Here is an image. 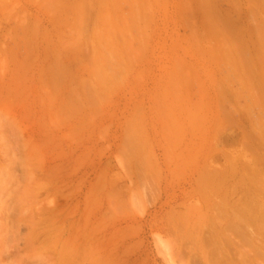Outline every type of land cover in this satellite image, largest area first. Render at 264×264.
I'll list each match as a JSON object with an SVG mask.
<instances>
[{
	"label": "rangeland",
	"instance_id": "obj_1",
	"mask_svg": "<svg viewBox=\"0 0 264 264\" xmlns=\"http://www.w3.org/2000/svg\"><path fill=\"white\" fill-rule=\"evenodd\" d=\"M0 264H264V0H0Z\"/></svg>",
	"mask_w": 264,
	"mask_h": 264
},
{
	"label": "bare ground",
	"instance_id": "obj_2",
	"mask_svg": "<svg viewBox=\"0 0 264 264\" xmlns=\"http://www.w3.org/2000/svg\"><path fill=\"white\" fill-rule=\"evenodd\" d=\"M201 198H202V197H201ZM239 201H240V200H239ZM217 204H218V203H217ZM218 206H219V205H218ZM221 211H222V210H221ZM227 214H228V213H227ZM242 214H244V213H242ZM242 214H240V215H242ZM242 216H243V215H242ZM242 216H240V217L242 218ZM245 216H246V215H245ZM245 216L243 217L244 220L246 219ZM225 218H227V217H225ZM243 218H242V220H243ZM231 219H232V218H231ZM234 219H235V218H234ZM248 219H250V218L248 217ZM248 219H246V220H248ZM253 219H254V218H253ZM253 219H251V220H253ZM255 219H257V224H256V227H257V228H256V229H257V231L259 232V231L262 230V229H261V228H262V226H261V225H262V224H261L262 221L260 220V218H255ZM251 220H250V221H251ZM253 221L255 222V220H253ZM260 221H261V222H260ZM236 222H237V221H236ZM240 222H242V221H240ZM240 222H239V223H240ZM246 222H247V221H245V223H246ZM237 223H238V222H237ZM242 223H243V222H242ZM240 224H241V223H240ZM240 224H239V226H240ZM243 224H244V223H243ZM246 224H247V223H246ZM236 225H238V224H236ZM229 226H230V225H229ZM239 226H238V227H239ZM243 226H245V225H243ZM236 227H237V226H236ZM240 227H241V226H240ZM240 227L237 228V229H239V230L241 231L244 227H241V229H240ZM237 229H236V230H237ZM245 230H246V229H245ZM224 231H225V230H224ZM240 231H237V232L240 233ZM217 232H218V231H217ZM241 232H242V234H243V231H241ZM246 233H247V232H246ZM225 234H226V233H225ZM240 234H241V233H240ZM240 234H238L237 236H239ZM260 234H262V233H260ZM243 237H246V236H245V233H244V235H240V238L243 239ZM259 237H260V236H259ZM254 238H255V237H254ZM257 238H258V237H257ZM231 239H232V238H231ZM242 239H241V240H242ZM258 239H259V238H258ZM244 240H245V238L243 239V242H244ZM246 240H247V238H246ZM261 240H262V236H261V238L259 239L260 242L257 241V242H258L257 246H256V247L254 246V248H256V249H255V250H256V254H255V252H254V255H256V257L258 258V260H261V258H262V257H261V255H262V254H261V250H262V246H263V245H262V242H263V241H261ZM227 242H228V241H227ZM211 243H212V242H211ZM229 243H230V242H229ZM247 243L249 244L248 240H247L244 244H247ZM239 244H240V242H239ZM248 244H247V245H248ZM226 245H227V244H226ZM242 245H243V243H242ZM242 245H241V246H242ZM245 246H246V245H245ZM227 247H228V246H227ZM231 248L233 249V247H231ZM232 249H231V250H232ZM228 250H229V249H228ZM255 250H254V251H255ZM229 251H230V250H229ZM243 253H244V252H243ZM248 253H249V252H248ZM240 255H241V254H240ZM254 255H253V256H254ZM248 256H249V255H248ZM256 257H255V258H256ZM238 258H240V257H238ZM241 258H242V257H241ZM243 259H244V258H243ZM246 260H247V259H246ZM248 260H249V259H248ZM248 260H247V261H248ZM244 261H245V260H244ZM255 261H256V260H255ZM215 262H216V261H215ZM242 262H243V261H242ZM255 263H256V262H255ZM260 263H262V260H261Z\"/></svg>",
	"mask_w": 264,
	"mask_h": 264
}]
</instances>
